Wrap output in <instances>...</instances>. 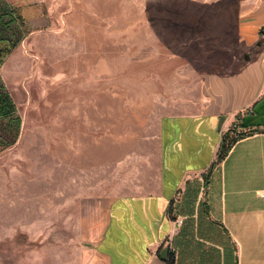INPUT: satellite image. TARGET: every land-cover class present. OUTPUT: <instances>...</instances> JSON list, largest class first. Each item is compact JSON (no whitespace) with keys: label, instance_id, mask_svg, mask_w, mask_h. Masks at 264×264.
Returning a JSON list of instances; mask_svg holds the SVG:
<instances>
[{"label":"rangeland","instance_id":"1","mask_svg":"<svg viewBox=\"0 0 264 264\" xmlns=\"http://www.w3.org/2000/svg\"><path fill=\"white\" fill-rule=\"evenodd\" d=\"M260 1L0 0L19 40L0 83L20 119L0 147V264L92 261L108 204L155 189L160 119L200 96L189 63L231 70Z\"/></svg>","mask_w":264,"mask_h":264},{"label":"crops","instance_id":"2","mask_svg":"<svg viewBox=\"0 0 264 264\" xmlns=\"http://www.w3.org/2000/svg\"><path fill=\"white\" fill-rule=\"evenodd\" d=\"M246 19L245 52L231 70L188 64H196L188 88L200 96L190 93L176 103L184 112L160 119L155 189L108 204L88 264H264V4ZM229 131L256 132L218 162Z\"/></svg>","mask_w":264,"mask_h":264},{"label":"trees","instance_id":"3","mask_svg":"<svg viewBox=\"0 0 264 264\" xmlns=\"http://www.w3.org/2000/svg\"><path fill=\"white\" fill-rule=\"evenodd\" d=\"M7 19V21H4ZM15 15L13 11L9 8H2L0 10V30L2 35H0V41H7V43H0V64L6 55L10 51V49L17 46L19 40L17 42L14 41L15 34L12 30V26L16 23ZM9 45V46H7ZM20 119L16 115V108L11 100V97L5 90L4 86L0 83V147H8L11 141H13L19 130ZM230 132L226 134L223 138V141L220 144L218 153H217V161H222L225 156L227 155L230 148L235 144L237 140L244 138L248 134H252L256 131H249L248 133H240L235 134L234 136L230 137ZM12 136V140L9 137ZM3 138H7L6 143L4 144ZM11 140V141H10ZM9 144V145H8Z\"/></svg>","mask_w":264,"mask_h":264},{"label":"built area","instance_id":"4","mask_svg":"<svg viewBox=\"0 0 264 264\" xmlns=\"http://www.w3.org/2000/svg\"><path fill=\"white\" fill-rule=\"evenodd\" d=\"M261 196L264 197V193H261ZM181 223V222H180Z\"/></svg>","mask_w":264,"mask_h":264},{"label":"water","instance_id":"5","mask_svg":"<svg viewBox=\"0 0 264 264\" xmlns=\"http://www.w3.org/2000/svg\"><path fill=\"white\" fill-rule=\"evenodd\" d=\"M245 59H248V56H245Z\"/></svg>","mask_w":264,"mask_h":264}]
</instances>
